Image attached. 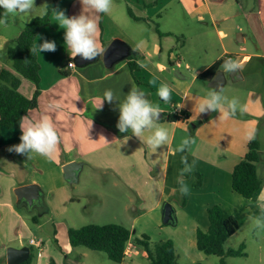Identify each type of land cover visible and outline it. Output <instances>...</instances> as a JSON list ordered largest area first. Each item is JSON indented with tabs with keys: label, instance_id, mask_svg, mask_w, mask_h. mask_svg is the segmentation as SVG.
Wrapping results in <instances>:
<instances>
[{
	"label": "crops",
	"instance_id": "1",
	"mask_svg": "<svg viewBox=\"0 0 264 264\" xmlns=\"http://www.w3.org/2000/svg\"><path fill=\"white\" fill-rule=\"evenodd\" d=\"M262 7L257 19L249 17L252 23L250 27L254 30L253 47L247 43L248 35L245 32L239 33L244 39L238 38V43L220 36L223 29L219 28L218 14L210 0H113L110 13L88 10L85 14L98 21L101 47L106 50L114 40L119 39L126 55L114 62H106L103 53L97 60L78 66L67 50L64 39L66 30L53 20V16L54 9L63 10L68 17L78 16L83 12V5L81 0H58L51 13V24L43 27L35 39L37 44H42L45 39L55 41L57 49L55 52L37 53L41 66V93L38 106L25 117L32 120L46 117L51 120L62 137V143L52 161L36 153L28 158L27 155L9 151L11 146L21 142L20 126L1 128L0 264H10L11 251L21 253L29 250L31 255L34 249L39 255L38 264H48L51 255L59 264L63 262L60 249L52 247L50 242L46 244L44 237L36 236L34 230L54 223L74 205H82L81 195L91 193L99 198L96 191H81V194L75 191L73 185L80 181L84 173L88 177L93 176L98 183L110 177L114 187L129 189L123 200L116 198V201L123 204L124 210L135 204L136 214L131 222L138 229V234H147L154 241L171 238L193 262L203 260L204 255L197 246V231L199 227L209 228L208 208L219 204L239 221L249 207L252 208L251 204L256 205L257 196L264 191L263 184L253 198H247L235 191L232 185L233 170L247 151V132L252 131L259 139L264 153V0ZM129 8L136 17L129 13ZM0 9L4 10L2 7ZM205 16H210L215 22L221 49L204 67H192L194 73L190 79L187 73L178 68L185 60L184 56L180 52L176 56L174 51L184 46L187 40L184 35L183 38L178 36L184 30L182 22ZM4 24V29H0V71L12 69L5 49L23 28L16 27L12 21ZM6 27L13 29L10 32ZM236 28H242L239 22ZM173 34H177L176 42L166 38ZM227 54H234L233 60L243 66L242 71L236 74L239 79L227 84L232 85L229 90L231 98H238L242 105L247 106V111L227 118L222 117L219 110L199 114L198 105L206 96L197 90L191 93L193 81L202 80L210 85L209 81L200 79L199 74ZM129 57L138 62V69H131ZM254 59L260 65L251 69ZM70 60L75 61L74 67L67 66ZM252 70H259V80L255 86H235L251 79ZM165 84L171 90L169 102L158 95V89ZM133 85L162 111L157 125L168 130L167 145L150 148L131 130L121 132L117 128L120 101L124 100ZM35 89L31 80L21 76L20 91L23 94L32 97ZM108 89L118 99L112 103L105 99L102 110H96L94 105L103 99ZM215 89L219 91V88ZM182 112L189 113L187 120L169 121L164 118L165 114ZM152 131L154 129L145 130V140ZM185 136H192L195 144L191 150L176 151L181 138ZM183 158L189 164L195 162L193 170L183 175L189 187L186 196L180 195L177 182L184 167ZM70 162L79 166L75 181L65 176L64 168ZM197 172L202 173L200 185H196L199 178ZM262 173L264 176V170ZM90 181L88 179L86 182ZM27 185L37 187L41 193L39 202L29 204L18 194L20 187ZM167 201L175 208L174 224H166L163 220V206ZM26 213L33 214V222ZM66 223L67 227L69 224ZM34 237L42 238L45 242L40 254L39 249L30 242ZM70 244L64 245L68 252L72 251ZM135 246L132 241L129 242L127 256L146 253L143 248ZM126 258L120 264H128Z\"/></svg>",
	"mask_w": 264,
	"mask_h": 264
},
{
	"label": "rangeland",
	"instance_id": "2",
	"mask_svg": "<svg viewBox=\"0 0 264 264\" xmlns=\"http://www.w3.org/2000/svg\"><path fill=\"white\" fill-rule=\"evenodd\" d=\"M52 0H37L36 6L31 13L22 14V15H9L7 17V22H13L17 27H24L25 23L28 22L34 15L44 14L43 8L47 6ZM213 3L214 10L217 11L218 21L220 22L219 28L223 29L221 31V37H224L226 40H233L235 43H238L239 33L244 32L248 35L247 43L253 45L254 40V30L250 27L252 25L250 18L255 20L259 17V12L263 7V0H210ZM4 10L0 9V15L3 17ZM169 20V19H168ZM207 21V23H203ZM171 22V21H170ZM173 22V21H172ZM200 22V23H199ZM240 23L242 28H236V23ZM214 20L210 16H205L204 18L195 20H184L182 22L183 32H180L178 36H186L187 40L184 46L175 49L174 53L180 52L185 58L182 60V64L178 66L180 70L187 73L190 79L193 78L194 70L192 67H204L209 63L215 55H217L218 50L221 49L220 39L214 27ZM229 24V25H228ZM228 25V27H227ZM5 24H0V29L3 28ZM15 27V28H16ZM4 29V28H3ZM10 32L13 27H6ZM229 29V30H228ZM223 32L225 33L222 36ZM183 33V34H182ZM167 40L177 41V34L168 35ZM178 43V42H177ZM210 47L211 49H208ZM168 55V53H167ZM178 56V55H176ZM254 59L251 69L255 66H259L260 62ZM189 63L188 66L186 64ZM80 66L78 63H76ZM173 73L174 67H173ZM253 77L248 79L247 82L237 83L235 86H244L249 84L255 86L259 80V70L253 72ZM191 93L196 90L198 93H201L204 96L210 91H215L216 89L208 83L202 80L193 81ZM232 85L227 84L222 92V95L231 99L232 93L229 91ZM93 176H86L84 173L81 176V179L78 183H74L75 191L81 194V191L86 192H99V198L97 195H81L83 204L74 205L73 208L68 209L67 214L58 217V219L49 225H45L42 228L36 229V236H43L46 240V244L50 242L52 247H58L60 249L61 258L63 260L60 264H120L119 262L111 259L104 251L93 250L86 246H77L74 247L69 242L68 231L72 227H81L83 225L95 223V224H107V223H120L127 226L133 235V239L136 237H141L142 234H138L139 231L132 225L131 219L135 216L134 212L135 204H132L129 209L124 210L123 204L116 201V198L120 201L125 198L126 193L129 192V189L126 187H114L112 179L109 177L104 180H100L98 183ZM89 179V183L86 181ZM86 180V181H85ZM253 208V209H252ZM249 207L245 216L240 218V228L238 231L230 236L226 243L225 248H235L239 249L242 244L245 245L244 255H226V264H264V230H258L253 227L252 221L257 217H264V213H261L259 208L254 205V207ZM87 209V210H86ZM32 221V213H26ZM65 220L69 225L66 227ZM61 222L63 225L61 226ZM130 223V224H129ZM136 229V230H135ZM132 239V240H133ZM70 244L72 251H67L65 246ZM141 247L136 245L135 248ZM143 248V247H141ZM178 252V262L179 264H196L188 256L187 252L184 249L177 245ZM204 258L200 260L202 264H220L221 256L215 254H205L202 251ZM32 264H38V252L34 249L32 253ZM65 258V259H64ZM133 259V260H132ZM55 260L54 256L51 255L50 260ZM48 262V263H49ZM126 262L128 264H151L150 259L146 253H140L135 255L127 256ZM31 263V262H30Z\"/></svg>",
	"mask_w": 264,
	"mask_h": 264
},
{
	"label": "trees",
	"instance_id": "3",
	"mask_svg": "<svg viewBox=\"0 0 264 264\" xmlns=\"http://www.w3.org/2000/svg\"><path fill=\"white\" fill-rule=\"evenodd\" d=\"M58 0H52L46 13L32 17L25 23L18 36L6 46L5 52L12 63V69L4 68L0 71V133L2 127L17 128L20 121L28 112L38 106L40 89V63L38 55L31 53V46L40 30L51 24V13ZM129 13L136 17L132 8ZM226 60L224 57L217 60L209 68L199 74V78L210 81L217 70ZM129 65L134 71L139 64L129 57ZM21 76L31 80L35 86V93L28 97L20 91ZM169 121L187 120L188 112L180 114H165ZM162 118V119H164ZM1 141V138H0ZM264 153L257 137L249 141L244 157L236 164L232 174V185L235 191L247 198H253L255 193L263 186ZM198 181L202 182V173L197 172ZM254 207V204H251ZM210 225L208 229L198 228L197 246L205 254L221 256L220 264H226V255H244L245 245L239 249L225 248L227 239L240 228V223L235 215L225 211L219 204L208 208ZM132 231L120 223L87 224L81 227H70L69 241L72 246H86L93 250L104 251L109 258L122 262L128 255L127 246L132 241L134 245L143 247L151 264H179L177 245L171 238L152 240L143 234L131 240ZM33 255L21 264H30ZM48 264H59L51 260ZM68 264V263H65ZM196 264H202L197 262Z\"/></svg>",
	"mask_w": 264,
	"mask_h": 264
},
{
	"label": "clouds",
	"instance_id": "4",
	"mask_svg": "<svg viewBox=\"0 0 264 264\" xmlns=\"http://www.w3.org/2000/svg\"><path fill=\"white\" fill-rule=\"evenodd\" d=\"M81 3L83 5V12L80 15L68 17L63 10L54 9L53 20L66 30L64 39L70 55L73 58L79 56L81 60L89 61L97 56H101L105 50L101 47L98 40L100 29L97 19L85 13L91 10L96 13L108 14L111 11L113 0H81ZM35 6V0H0V7L4 9L3 17L0 18V24L6 23L9 15H22L33 12ZM46 11L45 6L43 12L46 13ZM56 49L57 45L55 41L45 39L42 44L34 43L31 46V53L55 52ZM140 66L143 67L142 64ZM242 67L239 61L230 58L224 60L221 65V69L225 74L240 72L242 71ZM222 92V85L219 86V91H210L206 98L198 105L199 114L219 110L222 114L221 116L227 118L230 115H236L237 112L244 114L247 111V106L242 105L238 98L233 97L229 99L223 96ZM158 95L165 102H169L171 90L166 84L162 85L158 89ZM105 99L109 103H112L118 98L111 89L105 90L103 99L94 105L96 110H102ZM55 107L58 108L60 105H55ZM119 109L120 116L117 123L119 131L127 132L131 130L133 135L153 149L167 145L169 132L167 129L157 125L162 111L158 105H153L149 101L142 90L133 85L124 100L120 101ZM20 128L22 130L21 142L18 145L11 146L9 151L27 155L28 158H30L32 153H36L50 161L55 159L58 147L62 143V137L51 120L46 117L38 120L24 117L20 121ZM152 129L154 131L145 140L143 136L145 130ZM246 138L251 141L255 138V135L252 131H249L246 133ZM195 142L192 136H185L181 138L176 151L184 152L185 150H191V146ZM65 150H67V145H65ZM182 163L184 167L177 182L180 185V195L186 196L189 194V187L184 182L183 175L193 170L195 162L193 161L192 164H189L187 159L183 158ZM256 206L261 213H264V191L257 196ZM252 224L255 229L264 230V217L255 218Z\"/></svg>",
	"mask_w": 264,
	"mask_h": 264
},
{
	"label": "water",
	"instance_id": "5",
	"mask_svg": "<svg viewBox=\"0 0 264 264\" xmlns=\"http://www.w3.org/2000/svg\"><path fill=\"white\" fill-rule=\"evenodd\" d=\"M240 40H243V35L238 36ZM121 41L114 40L105 50L104 52V58L106 62H114L116 60H119L120 58L124 57L126 55V52L121 45ZM99 56L94 58L93 60L84 61L81 60L79 56L75 57L76 63L79 65H85L87 63L93 62L97 60ZM239 71H237L234 74H225L221 67L217 70L215 76L209 81V84L215 88H219V86L222 85V87L227 84L231 83L233 81L238 80V76L236 75ZM78 165L74 162H70L65 166V176L67 179L71 181L77 180V169ZM37 187L35 185H27L22 186L18 190V194L23 196L29 204L37 203L41 200V193L36 189ZM26 194H25V193ZM163 220L166 224L170 223H176V214H175V208L173 204L169 201L164 203L163 206ZM29 257V250L17 253L16 251H11L9 253V262L10 264H20L23 261H25Z\"/></svg>",
	"mask_w": 264,
	"mask_h": 264
},
{
	"label": "built area",
	"instance_id": "6",
	"mask_svg": "<svg viewBox=\"0 0 264 264\" xmlns=\"http://www.w3.org/2000/svg\"><path fill=\"white\" fill-rule=\"evenodd\" d=\"M234 54H227V55H225V59H233V56ZM68 67H74L75 66V61L74 60H70L69 62H68V65H67ZM30 242H31V244L32 245H34V246H36L38 249H39V254L41 253V251H42V249H43V247L45 246V242H44V240L42 239V238H31V240H30ZM128 249H129V244H128V246H127V252H128Z\"/></svg>",
	"mask_w": 264,
	"mask_h": 264
}]
</instances>
